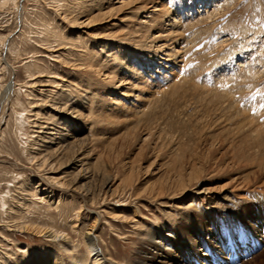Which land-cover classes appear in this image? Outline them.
Instances as JSON below:
<instances>
[{
    "label": "rangeland",
    "instance_id": "obj_1",
    "mask_svg": "<svg viewBox=\"0 0 264 264\" xmlns=\"http://www.w3.org/2000/svg\"><path fill=\"white\" fill-rule=\"evenodd\" d=\"M89 1L0 0V264H68L70 260L60 244L65 238H70L78 253L86 252V233L96 235L100 248L105 257L110 258L111 264H139L144 251L155 254L149 241L150 233L155 228H162L163 232L169 228L176 235L171 249L165 252L172 259L169 260L172 264H264V0H220L219 3L218 0H189L195 5L201 2L205 8L203 13L195 15L193 21L186 20L185 23L182 20L183 37L180 39L183 42L179 45V55L185 58L182 57L183 62H178L181 58L175 60L168 57L174 70H171L172 64L161 70L174 79L169 78L170 82L160 90L154 87L144 90V86L137 82L131 90L117 86L121 88L117 92L120 99L114 106L126 105L111 113L118 117V123L108 126L100 120V124L94 122L96 127L110 135V139H116V144L109 148L107 141L88 143L89 149L94 150L87 159L91 161L89 165L92 169L94 166L97 168V173L92 179L85 180L82 174L87 173L80 167L73 165V169L65 164L67 159L70 160L68 155L63 157L65 163L61 164L62 171H54L44 166L40 168L32 158V151H37L33 148L40 134L34 121L48 114L52 104L50 99L57 96L55 93L64 89V93L69 91L68 96L77 101L88 94L83 87L86 74L89 73L85 63L89 53H92L91 46L103 42L101 38L109 33L115 36V33L126 30L128 25L130 29L136 20L141 19V15H135L136 20L128 24L132 12L130 7L134 4L132 2L115 10V14L99 24L95 22L92 27L82 29L76 26L74 31L80 40H75L70 34L71 23L67 22L69 27H64L61 14L65 10H77ZM181 1L184 3L181 6L183 11H190L193 4H189L188 0H185L186 4L184 0H162L173 17L183 12L179 6ZM106 2L104 0V8ZM213 3H217V6ZM118 4L115 3V6ZM154 12L151 17L162 20L167 28L175 29L176 33L180 31V22L175 20L173 23L172 20H166L168 16ZM201 16L208 22L202 21ZM196 20L202 22L189 26ZM42 24L58 28L61 36L50 37L51 42L39 39L43 36ZM92 34L98 35L95 38ZM112 70L117 77L113 85L116 88L121 82L118 77L122 74H118L116 68ZM162 73L154 76H162ZM127 81L126 85L129 86L131 82ZM108 90L109 93L114 92ZM217 90L219 94L230 93L228 101L234 106L228 109L217 101L206 103L205 97L209 93L219 95ZM147 101H150L149 106ZM235 109L240 110L235 114ZM83 112L87 114V111ZM135 113L141 119L136 128L133 126ZM228 114L231 115L225 126L229 130H224L218 121ZM253 114L254 124L258 127L254 134L259 142L258 147L251 149L255 152H250L247 159L242 156H204L201 152L195 155L197 158L190 157L188 150L195 143L199 142V147H206L213 135L218 138L232 135L236 138L237 124H247ZM87 118L91 120L92 116ZM87 120L86 123L90 124L94 118L92 121ZM143 122L148 123L153 130H160V135L157 136L155 132L150 139L146 136L148 140L144 142L142 139L145 135H140L146 129ZM205 123V135L199 139L195 135L205 128ZM85 124L84 130H75L73 134L75 138L88 134V141L94 131ZM132 128L135 134L139 133L138 136L132 133L127 135ZM222 131L226 133L221 134ZM66 132L71 135L70 130ZM254 134L252 132L248 138H254ZM248 138L242 144L245 145ZM154 141L159 145L154 144ZM221 143L226 146L227 138ZM39 148L44 152L47 150L45 146ZM179 163L187 168L183 176L187 190H183L173 178L177 175L173 171L174 167ZM192 163L198 168L199 174L198 177L190 178L189 182L187 172ZM131 164L139 165L141 171H126ZM107 179H111V183L103 189ZM61 180H65L69 186L66 184L62 188L55 183ZM161 183L164 193L155 197L149 194L153 187V191L159 190ZM82 188L98 192L96 201L91 203L88 198L90 191L86 190L88 194L86 191L81 192ZM103 190L106 193L101 195ZM47 195H53V198ZM52 199L53 203L50 204ZM118 200L120 203H117ZM96 212L98 216L94 220ZM118 212L124 219L120 218ZM43 227L45 232L37 231ZM49 228L55 229L61 236L65 234L55 242L58 243L57 247L46 236ZM244 232L255 235V248L242 255L238 248L241 242L234 250L227 249L226 236L230 235L233 241H240L242 237L238 235H246ZM199 239L207 243L208 249L203 252L207 253L209 262L198 255L197 259H193L192 253L198 247ZM205 245L201 242L200 248L204 249ZM188 246H192V253L187 249Z\"/></svg>",
    "mask_w": 264,
    "mask_h": 264
},
{
    "label": "bare ground",
    "instance_id": "obj_2",
    "mask_svg": "<svg viewBox=\"0 0 264 264\" xmlns=\"http://www.w3.org/2000/svg\"><path fill=\"white\" fill-rule=\"evenodd\" d=\"M106 1H107L106 2L107 3L106 8L103 7L104 0H90L86 4H84L82 2L83 5L81 3L80 5H82V6L78 7L77 10L76 9H71L69 11H66V10L63 11L62 10L63 13L59 12V13H62L61 14L62 15V25L64 27H66L67 22L71 23V25H70V28H71L70 34L73 35V39L78 40V38H79L77 36V34H76L77 32L74 31V30H76V26H77V29H79L81 27H85V28L92 27V25H94L95 22H97L99 24L100 22H102L106 18L108 19L111 16V14H115L114 13L115 10H119L121 8H124V6L126 4H131L132 2H134V4L132 3L133 6L130 7L132 12L129 14L130 20L128 21V24H130V23H132V22H134L136 20L135 19V15H138V14L141 15L140 16L141 19L136 20V22L130 27V29L128 28L129 25L126 23L125 27H127V25H128L126 30L123 29L124 31H120V32L115 33V36L114 35L112 36L113 33H109V34H107V36H104V37L101 38V39H103V42H101V43L99 42L98 44L97 43L94 44L95 46H91L92 49L90 50V52H92V53L91 54L89 53V55L86 58L87 60H86V63H85V67L89 69V73H88V75L86 74V80H85L84 87L82 86L85 89V92H88V94L84 95V98L81 99V101H77L76 99H73V97L72 98L69 97L68 96L69 95L68 94L69 91H68V93H64V89H63L60 92H58L57 94L55 93V95H57V96H53L50 99L52 101L51 102L52 104L50 106L51 108H49L50 110H49L48 114H46V116H42L41 117L42 119L34 121V126L37 127L39 129L37 131L40 132V134H38L37 140L35 141L36 147L33 148V149H36L37 151L32 149L33 150L32 152L34 154L32 156V158L34 159V162H36V164L40 168H42L44 166V167H47L48 169H51V170H54V171L55 170L58 171V170L61 169V164L65 163V161L63 162V157H67V155H68L70 160L67 159L66 161L68 163L66 162L65 164L68 165V168L73 167V165H75L77 167H80L81 170H83L85 173H87V174H82V178L85 179V180L92 179L95 176V173H97V168L94 166L93 169H92L90 167V165H89L91 163V161H88V159H87L88 158L87 157L88 154L91 153V151L93 152V150H94V149H91V148L89 149V144L88 143H94L97 140L98 141L100 140L101 142L102 141H107L108 144L107 143H105V144H107V146L109 148H111L112 145L116 141V139H112V138L110 139V135H107V132L103 131L102 128L100 129V127H96L94 125V122L98 121L97 123H99V120H100L101 122L102 121L106 122L105 124L106 125L108 124V126L109 125H113L115 123H118V121H116V119H118V117L116 118V116L111 115V113L115 112L114 110H116L118 108L123 109L124 107H126L125 104H123L122 106H114V103H116L120 99V97H117V94H118L117 92L119 91V89L125 88L124 90H131L133 87H135L134 86L135 84L139 83V84H141L142 87L143 86L146 87V88L143 87L144 90H146L147 88H153V87L156 88V90L157 89L160 90V89H162V86H165V85H167L170 82L169 78L174 79L173 76H171L170 74L169 75L168 74H163L161 72V70H165L166 68H168L170 66V64H172V62L167 59L168 57L171 58V59H175V60L181 58V60H179L178 62H183L182 60H184L183 58H185V57L184 56H180L181 54L179 55L180 47H181V46L179 47V45L183 42V40H181L182 37H183L182 36V32H181L182 31L181 28L183 27V21H185V23H186V20L187 21H193L195 19V15L203 13L202 11L205 8V5H203L201 2L197 3V5H195L194 2L188 0L190 2L189 4H193V6H191L190 11L188 9H187V11H183L181 6L184 5V3L181 1V2H179V6H180V8L182 9L183 12L180 15H178L176 17H173V16L169 15L171 13H170V11L168 9H166L167 6L162 2V0L161 1L160 0H115V2H113V3H111L112 0H106ZM225 1L226 0H224V2ZM184 2H185V0H184ZM187 2H185V4ZM219 2H221V1L218 0L217 3H219ZM115 3H119V4L115 6ZM170 3H172V2H170ZM217 3H213L214 6ZM205 4H207V2H205ZM172 5H173V3H172ZM207 7H208V5H207ZM215 7H213V9ZM151 9H153V10L151 11ZM154 11H158V13H161V14H163L165 16H168V18L166 20H172L173 23H175V20L180 22L181 23L180 31L176 33L175 29H173L174 30L173 31V30H171V28H167V26H165V24L163 23L162 20H158L157 17H155V16L151 17L153 15V13H155ZM205 14H206V12H205ZM209 15H210V13H209ZM202 16H201V19H202ZM82 17H84V18H82ZM154 18H155V20H154ZM121 19H122V17H121ZM152 21H153V23H152ZM202 21H204L205 23L208 22L205 18L202 19ZM167 22H169V21H167ZM198 22H199V20H196V21L192 22L189 26H193L194 24H196ZM201 22H199V23H201ZM42 26L44 27L42 29V31L44 30V32L41 31V33H43V36L39 37V39L41 38L43 41L47 40V42H48V40L50 41V37L53 36V37L56 38V36L58 37L60 35V32H59L58 28H55V27L54 28H52V27L50 28L48 26V24H42ZM177 30H179V29H177ZM92 31H90V32H92ZM106 31H107V29H106ZM61 32H62V30H61ZM90 32H88L89 35L91 34ZM101 33H103V32H101ZM92 35L96 38V36L98 34H96V35L92 34ZM68 36H69V34H68ZM180 37H181V39H180ZM33 38L36 39V37H33ZM64 38H65V36H64ZM4 40H5V38H4ZM79 40H80V38H79ZM59 41H60V39H59ZM70 41H72V40H70ZM64 45H65V43H64ZM86 49H88V48H86ZM68 50H70V49H68ZM184 52H185V50H184ZM254 52H255V50H254ZM162 58H163V60H162ZM188 63H187V65H188ZM174 64H176V63H174ZM81 65H83V63H81ZM171 66H172L171 70H174V69H172L173 68V64ZM109 68H111V69H109ZM112 68H116L118 74H122V76L118 77V79L121 82H119L118 85L115 86L116 88H113V85H114V82H115L117 77H116V74L114 73V71L112 70ZM250 70H252V69H250ZM249 72L247 74L251 75V73H249ZM156 73H162L161 74L162 76H154V75H156ZM178 73H180V72H178ZM239 75H241V74L239 73ZM153 78H156V80L153 79ZM242 79H243V77H242ZM127 80H129L131 82L129 86L126 85V84H128ZM55 81H53V82H55ZM203 82H205V81H203ZM123 84H125V86H127V87H124ZM117 86H119L121 88H119ZM189 86H191V84H189ZM211 87H212V85H211ZM8 88H9V86H8ZM108 88L112 89V91H114V92L109 93L108 92L109 91ZM225 89H226V87H225ZM156 90H154V91H156ZM200 90L203 91L202 87L200 88ZM231 91L232 90H230V92ZM217 92H218V90H217ZM225 92H226V90H225ZM5 93H6V91H5ZM38 93H40V92H38ZM157 93H159V92H157ZM202 93H204V92H202ZM218 94H219V92H218ZM229 94L230 93L215 95V92L213 94L209 93V95L205 97V100L207 101L206 103L217 101V103L219 102V104H221L222 106L225 105V107L230 109L232 106H234V104H231V101L229 103V101H228ZM135 98H137V97H135ZM252 101H254V100H252ZM252 101H251V103H252ZM223 102H225V103L223 104ZM146 104H148V106H149L150 105V101H147ZM252 106H254V105L252 104ZM145 108H146V106L143 109L145 110ZM216 108H218V107H216ZM135 109L137 110L138 108H135ZM84 110L87 111V114L85 113L87 117L88 116H90V117L92 116L91 120L90 119L87 120L88 118L85 117V114L83 112ZM238 110H240V109H238ZM238 110L235 109L234 113L235 114L238 113L239 112ZM137 113H138V111H137ZM137 113H135V114H137ZM227 113H224V114H227ZM230 115L231 114H228V115H226L224 117H221V119L218 118L219 119L218 122L221 123L222 127L224 128V130H225L226 126H227L228 119H230L229 118ZM93 118H94V120H93ZM101 118H103V119H101ZM112 118H113V120H112ZM141 118L145 119L144 117H141ZM254 118H255V115L253 114L251 116V119L249 118L248 121H247V124H245L246 126L244 124H237L238 126L236 128V130H237L236 131V134H237L236 138L234 136L232 137V135H230V136L226 135L225 138H221V137L218 138V137L213 135V136L210 137L211 141L209 140L210 142L208 141L207 142L208 144L205 143L206 147L205 146L204 147H201V146L199 147V142L198 143L194 142L195 144H194L193 148L188 150V152H190V157H194L195 155L196 156L200 155L198 153L201 152V155H204V156L218 155V156L222 157V156L226 155V158L227 157H230V158H235V157L241 158V156H242L243 158L245 157L247 159L250 156V152H253V153L255 152V150L252 151L251 149H255V147H258L257 146L258 145L257 142H259L258 139L256 140V136L257 135L254 134L255 130H258L257 125L254 124V121H255ZM86 120L87 121H92L93 120V122L89 124V123H86ZM133 121L135 123L133 126H134V128H136V126L140 124V123L138 124V122H141V119L139 118L138 114L134 115V120ZM82 123H84V124L86 123L85 125H89L88 128L92 129V131H94V132H92V134H91L92 136L90 137V140H88V141L86 140V135L89 137L88 134H84L83 136H81L79 138H75V134H73V133L76 132L75 130H79L80 131V130H82L84 128V124H82ZM125 123H128V122L125 121ZM240 123H242V122H240ZM144 124H146V127H144L146 129L145 130L142 129V130H144V132L141 131V134H140V135H142V133H143L145 135V138L142 139V140H144V142L146 140H148L147 137L148 138L151 137L152 135H154L155 132L158 133L157 136L160 135V130H158V129L156 130V128H155V130H153L154 128L149 126L148 123H144ZM225 124H226V126H225ZM217 125H218V123H217ZM103 127H105V126H103ZM206 128H207V123H205V128L203 130H199L196 133L195 136L198 137L199 139L200 138L203 139L202 136H203V134L205 135V129ZM226 129L229 130L228 128H226ZM69 130L71 132V135L66 132V131H69ZM134 130L135 129H133V128H132L131 131L128 130L129 132L127 133V135H129L130 133L135 134ZM217 130H214V131H217ZM125 132H127V131H125ZM252 132L254 134L253 135L254 138H251V137L248 138V136H250V134ZM224 133H226V132H224V131L221 132V134H224ZM105 134H106V136H104ZM138 134L139 133H136L135 135L138 136ZM238 135H240V136H238ZM191 136L193 138V134ZM206 137L207 136H204L205 140L207 139ZM246 137L249 140L246 139L245 140L246 143L244 145L242 143L244 142V139ZM105 138H106V140H105ZM226 138L228 140V144L226 146H222L221 141L223 139H226ZM169 139H171V138H169ZM158 140H160V139H158ZM174 140H175V138H174ZM157 141H154V144H158L159 145V143H157ZM102 144H104V142ZM40 146H45V149H47V150H45L46 152H44V150L42 151V149L39 148ZM172 150H173V148H172ZM177 150H178V148H177ZM173 152L176 153V151H173ZM115 153H116V151H115ZM176 154H178V153H176ZM196 156H195V158H197ZM30 157H31V155H30ZM32 158H31V160H32ZM123 161H124V159H123ZM84 165H86V166L83 167ZM134 165L131 164L128 167V170L125 168L126 171H130V172H134L133 170H135L137 172H139V170L141 171V167L139 165H136V166H134ZM189 168H190V170L187 172L188 175H189V180L188 181L191 182L190 180L192 179V177H198L199 171H198V168H195V164L194 163H192ZM73 169H75V168L73 167ZM186 169L187 168L185 167V165H183L182 163H179V165L175 166L174 170H173V171H176V173H177V175L174 176L173 178H176L177 184L181 185L183 190H187V187H186L187 182L185 183L184 178H183V176L186 174V172H185ZM60 171H62V170H60ZM144 172H146V170ZM56 176H58V175H56ZM64 176H62V177H64ZM134 176H135V174H134ZM65 180L55 181V183H58L57 185L62 187V188L64 186H66V184H67V186H69V184L66 183ZM110 183H111V179L105 180L104 184H103L104 185L103 189L108 187L110 185ZM162 184L163 183L160 184L159 190H157V191H156V189H155V191H153L154 187L151 188L149 194H151L152 196L155 197L157 194L164 193V190L162 189L163 188ZM76 187H78V186H76ZM78 188L80 189L81 187H78ZM157 188H158V186H157ZM86 190L90 191L89 188H84V189L82 188L81 192L82 191H86ZM41 191H43V190H41ZM87 191H86V193H87ZM201 191L202 190H200L199 193H201ZM99 192H100V190H99ZM105 193H106L105 190H103V193L101 195H103ZM89 194H91V195L90 196L88 195V198L90 199L91 203H93V202L96 201L97 195L99 193L90 191ZM59 195H61V194H59ZM47 196L48 197H52L53 195H47ZM51 201L52 202L50 204L53 203V199ZM57 201H58V199H57ZM117 203H120V201L117 202ZM118 213L120 214V212H118ZM97 216H98V212H96V214L94 216V220L97 218ZM119 216H120V218L124 219L122 214H120ZM8 217L10 218L11 216L8 215ZM24 225L26 227V224H24ZM44 229H45L44 227L43 228H38L37 231L43 232ZM161 229L162 228H159V229L155 228L153 231H151L150 237H149L150 245H151V247L154 248L153 250H155V251H153V252H155V254L154 255H152V254L150 255L147 251H144V257L139 260V262H138L139 264H172V262L169 261V260H172V259L168 258V256L165 254V252L168 249H171L172 242L174 241L176 235L174 234L173 230H171L169 228L164 230L166 232H163V230H161ZM241 230H243V229H241ZM47 231H48V233H47L46 236L49 237L51 240H53L54 241V247H57L56 244H58V243L55 244V242L58 239H62V237H64L65 234L64 235L62 234L63 236H61L60 234L56 233L55 229H52V228L47 229ZM244 233L246 235H238L239 237H242V238H240V241L238 239L233 241V239H232V237L230 235L226 236L225 239H226V242H227V245H228L227 249L230 250V249H233L235 246H239L238 244H240V242L242 243V245L240 247H238L240 249V252H239L240 255H242V254L248 252L249 250H252L253 248H255V246L257 244L256 240L254 239L255 235L250 236L249 233H246V232H244ZM240 234H243V233H240ZM84 238H85V244H86L87 249H86V252H83V253H78L76 246H74L75 245L73 243L74 241L71 242L69 240L70 238L68 240L65 238L64 242L62 240H60V241L63 242V243L60 242L61 243L60 247L63 249L66 257L70 260L68 264H111L110 258H108V257L106 258L104 253H103V251H102V249L100 248V246L98 244V238L96 237V235L89 234V233L87 234L86 233ZM201 242H204V244H206L205 245L206 248L205 247H204V249L200 248ZM198 243H199L198 247H196V250L194 251V254L192 253V246H188L187 249H189V251L192 253V256H193L194 260L197 259V255H198V257L199 258L201 257L202 260H205L206 262H209L210 260L206 256L207 253L205 251L203 252V250L208 249L207 243L205 241H203L202 239H199ZM201 251H202V253H201ZM54 252L55 251H53V253ZM52 257H54V254H52ZM2 264H3V262H2ZM209 264H212V262H209Z\"/></svg>",
    "mask_w": 264,
    "mask_h": 264
}]
</instances>
